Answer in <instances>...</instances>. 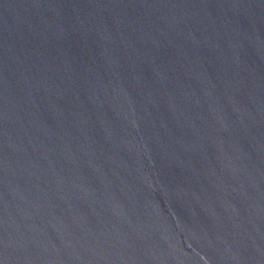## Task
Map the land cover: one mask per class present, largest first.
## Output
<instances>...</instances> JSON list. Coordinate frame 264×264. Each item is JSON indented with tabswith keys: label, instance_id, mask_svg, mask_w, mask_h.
Masks as SVG:
<instances>
[{
	"label": "water",
	"instance_id": "obj_1",
	"mask_svg": "<svg viewBox=\"0 0 264 264\" xmlns=\"http://www.w3.org/2000/svg\"><path fill=\"white\" fill-rule=\"evenodd\" d=\"M0 264H264V0H0Z\"/></svg>",
	"mask_w": 264,
	"mask_h": 264
}]
</instances>
